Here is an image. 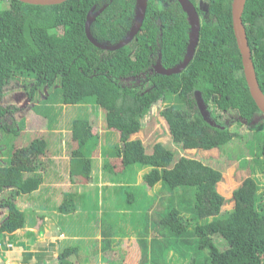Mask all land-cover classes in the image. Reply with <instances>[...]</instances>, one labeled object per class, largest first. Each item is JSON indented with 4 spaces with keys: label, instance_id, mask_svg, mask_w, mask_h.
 I'll return each mask as SVG.
<instances>
[{
    "label": "trees",
    "instance_id": "trees-1",
    "mask_svg": "<svg viewBox=\"0 0 264 264\" xmlns=\"http://www.w3.org/2000/svg\"><path fill=\"white\" fill-rule=\"evenodd\" d=\"M190 1L202 19L195 58L181 73L163 75L155 73L154 66L160 61L169 69L182 63L189 42L190 25L177 0H149L141 32L132 43L114 52L98 49L88 40V13L93 8L94 13L104 8L93 22L91 33L99 43L115 45L133 25L136 0H69L54 6L0 0V87L17 75L23 77V82L31 81L25 85L32 100L41 90L52 92L59 88L68 105L95 98L107 108V127L120 131L122 139L127 136L122 151L124 169L150 167L151 172L144 177L146 184L162 182L170 190L195 191V203L187 207L189 217L173 203L161 219L173 238L180 237L177 239L189 251L188 256L181 254L183 259L188 258V264H210L235 249L226 240L231 236L239 240L244 251L243 264H264V194L255 176L239 177L232 198L227 200L217 187L224 180L228 161L218 165L181 157L175 162V153L163 143H156L148 154L142 139L130 138L140 131L139 123L152 107L165 103L171 95L179 99L183 108L165 103L159 114L172 140L185 150L218 149L226 158L231 157L234 149L238 151L239 141L247 136L241 134V129L231 131L228 121L232 114L238 117L236 124L241 128L245 124L251 135L264 129V114L249 91L234 34L233 0ZM243 22L264 93V0H247ZM140 77L144 78L136 85L133 80ZM194 91L202 95L201 107L192 98L183 97L182 93L194 95ZM14 112L6 108L1 117ZM71 129V140L77 144L71 154L72 174L78 161L84 169L82 175L88 177L92 161L83 152L87 147L97 149L99 137L93 134L87 118H75ZM0 131L7 133L8 129L2 124ZM10 132L20 134L19 128ZM214 133L221 139L214 138ZM235 141L237 146L230 148ZM46 143L38 137L15 153L14 162L5 158L0 149V242L7 236L14 241L13 235L27 228V215L16 202L33 187L29 180L21 179L34 175L39 178L35 169L42 164L39 158L46 154ZM260 153L264 165V140ZM35 154L38 157L34 166L27 165L25 160ZM252 162L253 167H248L251 171H263L264 167ZM246 165L245 159L236 164ZM72 196H65V206ZM230 204L232 209L223 212ZM74 210L69 206L60 208L66 214ZM216 240L226 242L220 247ZM79 251L76 245L64 246L58 264H76Z\"/></svg>",
    "mask_w": 264,
    "mask_h": 264
},
{
    "label": "crops",
    "instance_id": "crops-1",
    "mask_svg": "<svg viewBox=\"0 0 264 264\" xmlns=\"http://www.w3.org/2000/svg\"><path fill=\"white\" fill-rule=\"evenodd\" d=\"M21 98L23 102L27 101L26 95ZM82 105L85 104L68 105L59 101L54 106L62 110L51 122H46L43 115L30 114L29 110L12 127L13 130L19 128V135L25 133L27 139L5 152V158L14 162L15 153L29 147L38 137L47 142V151L39 158L42 164L35 166L39 178L34 175L21 179V182L29 180L33 187L16 202L27 215V228L14 234V241L12 236H7L0 242L3 257L0 264H58L66 245L80 247L74 259L76 264H183L181 254L188 256L189 251L181 239H177L180 237L173 238L169 227L161 220L172 209L176 198L169 195L161 182L153 186L145 183L144 177L151 168L135 165L124 169L122 151L127 136L122 139L120 131L107 127V108L105 120L100 113L98 121L91 122L93 134L99 137L97 149L93 151L87 147L83 152L92 161L90 175H82L84 169L78 161L72 174L71 154L77 144L71 140V123L76 109H85ZM7 116L1 118L3 123ZM34 118L40 121V126L35 128L32 126ZM23 121L27 126L22 130ZM150 121L151 125L166 126L159 114L153 115ZM138 132L130 138H138ZM154 137L157 139L151 146L143 141L148 154L156 143H164L159 134L155 133ZM37 157L38 154L31 155L25 163L34 166ZM128 188L135 189L130 193V203L123 197ZM67 194L73 196L65 206ZM67 206L76 210L62 213L60 208ZM187 262L188 258L184 264Z\"/></svg>",
    "mask_w": 264,
    "mask_h": 264
},
{
    "label": "rangeland",
    "instance_id": "rangeland-1",
    "mask_svg": "<svg viewBox=\"0 0 264 264\" xmlns=\"http://www.w3.org/2000/svg\"><path fill=\"white\" fill-rule=\"evenodd\" d=\"M202 9H205V5L202 6ZM144 77L137 78L136 80H133L136 85L140 83V81ZM129 80V79H128ZM132 81V80H130ZM29 80H24L23 77H18L17 75L14 76L11 81L3 87H0V126L4 124L6 128L8 129L7 133H3V131H0V149H3V152L8 153L9 151L13 149V147H18L21 143L25 142L27 137L26 134L23 133L18 136H16L15 133L10 132V128L15 127L17 125L18 120L21 118V116H26V111H30V114H40L43 115L46 122H51L54 118L58 117L61 112V107L54 106L59 101H63V95L61 89L53 90L52 92H49L47 90L41 91L37 97L35 98V102L33 105H30L28 101V92H27V86L25 84L30 83ZM27 96V101L23 102L22 98L23 95ZM184 98H192L195 99V96L192 93H182ZM179 97V96H178ZM174 95H171L168 97L167 101L165 102L166 105H176L179 108H183V104L179 101V99ZM52 100V102H51ZM49 103V104H46ZM50 103L52 105H50ZM165 103L162 101L157 104V107L154 109V114L152 113V110L149 114H147L144 118L141 119L139 126L140 131L137 133L138 138L142 139L146 145L151 146L153 142L157 139L154 137V134H159V137L161 138V141L164 142L166 147L170 150H172L175 153V162L178 161L181 157L186 158H193L204 160L206 162L210 163H217L218 165L224 164L226 161H228L225 165V172L224 174V180L222 183H220L217 187V190L219 193L224 196L225 199H231L233 196V192L235 188L237 187L236 182H240L241 176H255L257 180L260 182V189H261V195L264 194V169L261 171L260 169L250 170L248 167H253L252 160H255L259 164V166L264 167L263 165V159L261 157L260 153V146L262 141L264 140V129L260 128L257 129L256 133L254 135H251L250 131H246L245 124L242 126H239L236 124V120L238 119L236 114H232L229 122V126L232 129L239 131L242 130L241 134H245L246 138L244 140H240L238 143V151L235 149L233 150L232 156L229 158H226L218 149H213L212 151H202V150H184L181 145L175 144L170 136V133H167V126L164 125H151L150 119L153 115L159 114V111L165 106ZM85 105H82L85 107V109H76V114L74 115V118L77 117H86L87 119L90 118L91 122L98 121V117L100 113H102L103 119L105 120V107L103 104H99L95 98H90L86 102L82 103ZM6 108H11L15 110L13 114L9 113L7 117H5V122H2L1 115L4 114V110ZM24 112L22 113V111ZM65 114V113H63ZM256 120V119H255ZM257 121V120H256ZM33 128L36 126H40L39 119L34 118L33 119ZM165 124V122L163 123ZM27 124L25 121L22 122V125H20L21 129L23 130L24 127H26ZM239 126V127H238ZM155 131V133H154ZM35 132V131H34ZM29 136V134H28ZM214 138L221 139L220 136H217V134H213ZM159 139V138H158ZM236 140V139H235ZM237 141L233 143V145L230 148H234L237 146ZM5 147V148H4ZM148 150H150L148 148ZM226 155V154H225ZM232 159V164H229V161ZM241 159H245L247 162L246 166L237 167L236 164L240 162ZM139 166V165H138ZM167 188V187H166ZM167 190L174 196L180 197V200H176V204H179L182 209L189 217L188 212L189 208H187L190 204L195 203V191L194 190H185V189H176V190H170L167 188ZM135 192V189L128 188L124 194L125 201L131 202L130 193ZM184 194V195H182ZM160 196L162 194H159ZM145 203L142 202L141 206L144 207ZM184 205V207H183ZM173 207V206H172ZM176 207V206H175ZM137 208V205L135 206ZM232 209V204L228 205V208H223V212ZM157 213L160 214L159 211ZM164 216V215H163ZM227 241L231 243L232 246L235 245V249L230 250V252H226L222 257L216 258L214 261H211L210 264H243L245 262L244 257V251L241 249L239 240L236 239V237L231 236L226 238ZM226 241L216 240L215 243L222 247L221 245H224ZM222 243V244H221ZM182 263L186 261V259H181Z\"/></svg>",
    "mask_w": 264,
    "mask_h": 264
},
{
    "label": "water",
    "instance_id": "water-1",
    "mask_svg": "<svg viewBox=\"0 0 264 264\" xmlns=\"http://www.w3.org/2000/svg\"><path fill=\"white\" fill-rule=\"evenodd\" d=\"M20 2L34 5V6H54L60 5L69 0H19ZM181 5L184 13L187 15V20L190 25L189 32V42L187 47V52L182 63L178 64L176 67L166 69L162 66L159 61L154 66L155 73L163 75H173L179 74L184 71L190 63L193 61L196 55V51L200 42V31H201V18L196 6L190 0H177ZM247 0H233L232 3V19H233V29L235 38L237 41V46L240 51L242 65L244 69L245 79L251 93V96L259 108V110L264 114V93L260 87L255 65L253 62V54L249 46L246 28L243 22V14L245 12ZM149 0H136L135 7V19L133 25L127 34V36L122 39L119 43L115 45L102 44L99 43L91 33V26L96 18L103 12L104 8L99 12L94 13L95 8H93L87 16V21L85 25L86 36L88 40L98 49L103 51L114 52L118 51L130 43L136 38V36L141 32L146 13L148 9ZM196 98L202 103V97L200 92H196Z\"/></svg>",
    "mask_w": 264,
    "mask_h": 264
},
{
    "label": "clouds",
    "instance_id": "clouds-1",
    "mask_svg": "<svg viewBox=\"0 0 264 264\" xmlns=\"http://www.w3.org/2000/svg\"><path fill=\"white\" fill-rule=\"evenodd\" d=\"M194 4V3H193ZM200 15V14H199ZM200 18H201V16H200ZM202 20V19H201ZM252 51V50H251ZM253 54V53H252ZM155 72V71H154ZM42 91V90H41ZM41 91H39L38 92V94L41 92ZM197 91H194V94L196 93ZM199 92V91H198ZM37 94V95H38ZM201 94V93H200ZM26 95V94H25ZM25 95H23V96H25ZM28 95V100L30 101V103L32 102H35V100H32L30 97H29V94H27ZM27 97V96H26ZM37 97V96H36ZM201 97H202V95H201ZM180 98V97H179ZM183 99V98H182ZM186 100V99H185ZM202 100H203V98H202ZM202 103H203V105H204V101H202ZM157 107V104L156 105H154L153 107H152V109L154 108V107ZM151 109V110H152ZM151 112V111H150ZM160 113V112H159ZM160 115V114H159ZM166 122V121H165ZM166 126L168 127V125H167V123H166ZM168 130H169V128H168ZM168 133H170V131H168ZM171 136V135H170ZM172 138V137H171ZM174 142V141H173ZM159 143H162V142H159ZM175 143V142H174ZM164 144V143H163ZM176 144V143H175ZM165 145V144H164ZM182 147V146H181ZM185 150V149H184ZM187 150H195V151H197V150H202V151H204L203 149H187ZM198 159H200V158H198ZM148 168H150V167H148ZM151 172V171H150ZM149 172V173H150ZM148 173V174H149ZM148 174H146V175H148ZM159 183V182H158ZM162 183V182H161ZM163 184V183H162ZM148 185V184H147ZM164 188L167 190V188L164 186ZM167 192L169 193V195H171V196H174V195H172L168 190H167ZM182 195H184V194H182ZM175 198H176V200L177 199H179L180 200V197H178V196H174Z\"/></svg>",
    "mask_w": 264,
    "mask_h": 264
},
{
    "label": "flooded vegetation",
    "instance_id": "flooded-vegetation-1",
    "mask_svg": "<svg viewBox=\"0 0 264 264\" xmlns=\"http://www.w3.org/2000/svg\"><path fill=\"white\" fill-rule=\"evenodd\" d=\"M194 96H195L194 101H195L196 105H199V106L201 107L200 102H199L198 99L196 98V94H194ZM188 99H190V98H188Z\"/></svg>",
    "mask_w": 264,
    "mask_h": 264
}]
</instances>
